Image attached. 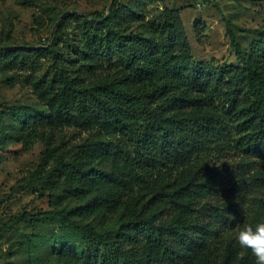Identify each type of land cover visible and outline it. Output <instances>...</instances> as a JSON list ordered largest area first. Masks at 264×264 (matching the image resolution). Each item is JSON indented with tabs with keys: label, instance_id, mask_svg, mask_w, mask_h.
Returning a JSON list of instances; mask_svg holds the SVG:
<instances>
[{
	"label": "trees",
	"instance_id": "16d2710c",
	"mask_svg": "<svg viewBox=\"0 0 264 264\" xmlns=\"http://www.w3.org/2000/svg\"><path fill=\"white\" fill-rule=\"evenodd\" d=\"M97 18L91 23L95 31L96 26L100 31L91 34L89 49L81 54L96 65L116 62L118 68L124 69V83L113 78L85 85L62 72L48 83L36 77L33 86L41 96L52 94L51 82L57 81V90L47 99L48 107L16 108L13 119L21 130L33 131L45 141L47 148L39 167L51 160V130L62 124L98 125L117 137L131 138L132 143L127 147L118 140L112 147L107 159L115 163L113 171L85 167L76 158L56 159L44 181H60L62 189L71 195L85 198L89 194L92 197L87 202H102L104 196L114 194L117 185H131L138 180V175L127 170L128 162L149 172L163 157L176 160L188 153H206L227 120L234 131L235 145L247 155L264 159V26L257 30V37L243 58L227 22L240 64L217 65L192 60L187 39L162 24L159 31L163 39L157 41L122 32L117 9L99 16L101 21L97 22ZM29 54L37 58L50 54L56 59L60 53L53 47L1 46L0 62L5 67H25V56ZM34 66L31 61L29 67ZM54 98L59 100L57 104L53 103ZM184 104L199 105L202 110L177 118ZM135 120H140L138 129ZM200 158L188 181H170L175 186L169 192L164 191L168 184L162 185V192L168 195L164 202L162 193H155L113 225L97 228L81 223L70 217L65 208L35 215L23 213L21 218L58 221L61 233L48 239V249L61 257L63 264H182L195 260L204 254L208 243L215 251L223 245L218 237L224 228L234 226L239 203L230 201L224 205V180L213 177L195 182L205 166ZM162 202L157 211L149 209ZM223 246L226 256L234 250L231 241Z\"/></svg>",
	"mask_w": 264,
	"mask_h": 264
},
{
	"label": "rangeland",
	"instance_id": "374dc122",
	"mask_svg": "<svg viewBox=\"0 0 264 264\" xmlns=\"http://www.w3.org/2000/svg\"><path fill=\"white\" fill-rule=\"evenodd\" d=\"M111 9L119 13L122 32L160 41L162 24L171 33H181L187 39L192 60L217 65L240 64L227 22L243 58L257 37V30L264 26V0H0V48L53 47L60 53L56 59L50 54L39 58L29 54L25 56V67H5L0 62V264H63V259L48 249V239L59 235L62 226L55 218L24 220L23 213L35 215L65 208L70 217L81 223L97 228L113 225L139 209L155 193H162L164 202L168 196L165 192L175 186L170 181H188L200 157L205 166L197 173L195 182L213 177L224 180V205L230 201L240 203L234 226L224 228L218 237L223 245L231 241L234 250L226 256L223 245L219 244L215 251L208 243L200 258L182 264H255L250 250L236 243L235 233L244 224L264 222V159L247 155L235 145L228 120L206 153H188L176 160L163 157L149 172L128 162L127 170L138 175V180L131 185H117L114 194L104 196L102 202H87L92 197L89 194L85 198L73 196L62 189L60 181H44L56 159L76 158L85 167L113 171L115 163L107 159L112 147L118 140L127 147L132 143L131 138L117 137L98 125L62 124L51 130V160L39 167L47 148L45 141L33 131L21 130L13 119L16 108L48 107L47 99L57 90V81L51 82L52 94L41 96L33 86L36 77L48 83L62 72L85 85L113 78L124 83V69L118 68L116 62H100L98 66L81 54L88 51L91 34L100 31L99 26L95 31L93 18L101 21L99 16L104 17ZM31 61L35 62L34 68L29 67ZM58 101L53 99L55 104ZM217 108L223 112L220 104ZM180 110L177 118L198 113L202 108L184 104ZM139 122H134L137 129ZM163 184H168L165 192L161 189ZM163 202L149 209L157 211Z\"/></svg>",
	"mask_w": 264,
	"mask_h": 264
},
{
	"label": "clouds",
	"instance_id": "9594fccd",
	"mask_svg": "<svg viewBox=\"0 0 264 264\" xmlns=\"http://www.w3.org/2000/svg\"><path fill=\"white\" fill-rule=\"evenodd\" d=\"M235 241L242 249L250 250L255 264H264V222L242 225L235 233Z\"/></svg>",
	"mask_w": 264,
	"mask_h": 264
}]
</instances>
